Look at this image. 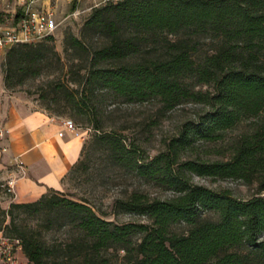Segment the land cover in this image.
<instances>
[{
	"label": "trees",
	"instance_id": "1",
	"mask_svg": "<svg viewBox=\"0 0 264 264\" xmlns=\"http://www.w3.org/2000/svg\"><path fill=\"white\" fill-rule=\"evenodd\" d=\"M53 38L6 49V87L15 90L39 75L53 56L63 66L79 62L78 77L68 78L73 87L56 83L77 121L91 124L94 142L114 161L175 192L160 198L133 189L115 198L113 213L148 217L118 222L88 199L51 188L35 200L0 204V231L20 238L33 264H264V0H119L93 8L79 34L65 32L67 61ZM101 88L128 101L157 100L161 110L187 101L204 110L147 158L122 134L103 128L89 104ZM250 117L226 158L190 154L196 140L223 139ZM85 145L68 174L83 164ZM193 173L240 178L257 191L239 198L229 188L195 183ZM22 212L55 215L61 234L38 235Z\"/></svg>",
	"mask_w": 264,
	"mask_h": 264
},
{
	"label": "rangeland",
	"instance_id": "2",
	"mask_svg": "<svg viewBox=\"0 0 264 264\" xmlns=\"http://www.w3.org/2000/svg\"><path fill=\"white\" fill-rule=\"evenodd\" d=\"M72 9L68 5L67 9L57 16L58 26L53 34L55 48L61 54L62 60L67 61L64 51V34L71 29L76 34L80 33L83 22L90 12L78 15H70L65 19L68 12ZM12 21V18L10 19ZM6 49L4 50V54ZM68 66H63L54 56L44 62L42 71L37 76L26 79L22 86H18L15 92L20 99H26L30 108H42L48 112L72 118L77 125V130L85 133V151L83 154V164L77 170L70 172L65 178V186L62 191L72 198L88 199L99 212H104L105 216L118 222L130 220H147L146 215L120 211L112 212V205L115 198L125 196L133 189L145 191L150 196L160 198L171 197L174 190L171 188L160 187L152 182H148L140 177L135 169L117 163L105 150L104 146L94 142L95 129L87 121H77L75 108L64 97L61 89L56 83L63 85L74 84L68 82V78L78 77L75 72L80 65L67 62ZM54 79V80H53ZM205 87V86H204ZM90 93V91H87ZM89 104H94L98 117L105 130L116 131L132 141L137 149V154L151 158L160 150L166 147V142L177 135L181 126L189 121L196 119L199 113L204 110L202 103L187 101L176 105L168 110H161L157 100L133 101L125 100L107 88L95 89L90 95ZM56 109L64 110L58 114ZM80 117L89 119V114H80ZM250 117L233 128L224 132V138L218 141L196 140L193 143L194 152L190 153L193 157L202 158H226L231 151V143L243 130L250 127L252 120ZM84 142V143H85ZM193 181L215 189L229 188L233 194L239 198H248L257 191L256 184L245 183L240 178L234 177H212L206 175L192 174ZM264 194V190L262 191ZM10 194L0 184V204L8 208L10 205ZM35 200V199H34ZM31 201V200H30ZM23 221L36 233L46 239H53L61 234L58 230L59 220L55 215L45 212L29 214L22 212ZM52 226H49V225ZM182 228L183 225H179ZM23 258V254L20 255Z\"/></svg>",
	"mask_w": 264,
	"mask_h": 264
},
{
	"label": "crops",
	"instance_id": "3",
	"mask_svg": "<svg viewBox=\"0 0 264 264\" xmlns=\"http://www.w3.org/2000/svg\"><path fill=\"white\" fill-rule=\"evenodd\" d=\"M68 5L71 8L72 3L60 1L56 17L61 16ZM87 5L85 0L77 1L76 8L81 10ZM17 7L18 0L3 2L0 8L1 27L12 25ZM86 12L77 11L76 15ZM4 50L0 49V125L10 131L0 136V145L8 146L6 152L0 151V184L10 175L17 174L16 195H11L9 201H30L51 188L64 189L66 175L82 154L86 135L80 130L76 132L67 128L62 116L42 108H30L26 99H20L6 87ZM14 155L22 159L24 172L13 162Z\"/></svg>",
	"mask_w": 264,
	"mask_h": 264
},
{
	"label": "built area",
	"instance_id": "4",
	"mask_svg": "<svg viewBox=\"0 0 264 264\" xmlns=\"http://www.w3.org/2000/svg\"><path fill=\"white\" fill-rule=\"evenodd\" d=\"M0 0V8L3 2ZM62 0H18V7L14 11V20L12 25L7 27L0 26V49H7L18 42H35L44 37L54 34L58 22L56 13L59 2ZM69 3L81 0H64ZM88 5L84 9L76 8L66 16L76 15L83 11H91L93 8L119 0H85ZM64 124L67 128L77 132V125L72 118H65ZM10 130L4 125H0V136H4ZM63 134V131L60 132ZM7 145H0V151L6 152ZM13 162L24 172L25 166L22 159L14 155ZM19 176L10 175L3 183L5 191L12 196L16 195V184ZM23 253L22 242L20 238L10 237L0 231V264H33L26 256L21 258Z\"/></svg>",
	"mask_w": 264,
	"mask_h": 264
}]
</instances>
